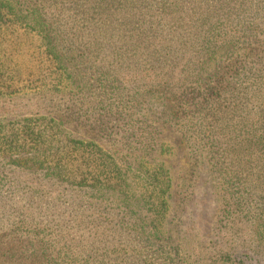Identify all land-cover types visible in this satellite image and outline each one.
<instances>
[{"label":"trees","instance_id":"trees-1","mask_svg":"<svg viewBox=\"0 0 264 264\" xmlns=\"http://www.w3.org/2000/svg\"><path fill=\"white\" fill-rule=\"evenodd\" d=\"M0 27L38 40L32 92L47 108L0 132V264H243L230 246L245 243L233 230L244 223L261 247L264 191L233 188L238 167L264 171V0H0ZM81 115L130 117L95 136L123 155L91 140L78 179L64 164L80 144L62 117ZM174 128L191 164L176 185L161 143ZM202 168L231 200L216 220L230 234L218 226L208 245L167 227L172 208L174 219L194 207ZM246 198L248 215L232 210Z\"/></svg>","mask_w":264,"mask_h":264},{"label":"rangeland","instance_id":"rangeland-1","mask_svg":"<svg viewBox=\"0 0 264 264\" xmlns=\"http://www.w3.org/2000/svg\"><path fill=\"white\" fill-rule=\"evenodd\" d=\"M1 30L3 34L0 35V132L4 128H10L11 124H17L23 119L34 120L43 116L45 117L47 111L45 101L34 96L32 92L34 90L36 76L43 67L38 40L29 34L20 35L19 32H16L14 35H11L10 32L4 31L5 29L2 27H0ZM226 31L228 30L226 29ZM230 55L238 54L233 52ZM13 85L16 86L15 89H13ZM10 86L12 87L7 89ZM52 117L56 116H51L49 119ZM128 117L130 116L127 115L123 118L122 115H87V117L82 116L73 121L62 117L63 131L78 142L81 149V153H78L73 160H68L64 165H67L68 169L73 170L76 177L80 179L78 174H84L87 166L94 162V158H92L94 148H92L91 140L97 142L99 148L105 155H111L112 149H115L122 156V148L114 147L103 140H98L96 137L100 138L99 134L102 133L107 135L115 133L118 129L125 130L127 126L125 120ZM118 119H120V122H118ZM132 119L135 121L141 120L147 126L151 125L159 129L161 127V121H165L166 117L164 115H132ZM171 131L163 132L161 143L172 147L173 155L171 157H169L170 155H166L162 160L170 168L173 185H176L180 180L184 182L185 179H188L186 172L191 164L187 154L183 150V145L180 144L176 128L174 130L171 129ZM150 164L152 166V160L148 163V165ZM206 168L208 169V167ZM206 168H202L200 172L201 178L199 182L203 181L205 184L200 192H196V203L194 207L186 215L183 214L179 218H175L173 215L174 219L172 218V212L174 211L172 208L167 223V227L173 228L175 235L179 237L185 235L194 239V234L197 233L196 236L200 237L199 242H201V245L204 241L208 242V245L211 241L216 240L213 230H216L220 226L216 225L219 208H221L222 200L225 203L229 198L223 179L216 178L213 175L210 176ZM243 170L242 167L237 168V184L241 186L233 188L234 192L236 194L240 193L243 189V184L246 183L253 193V183L255 182L263 193L264 171L262 173H253V170L248 172H243ZM91 171L92 169H89L88 172L90 173ZM16 181L18 182V180ZM254 194L260 196L261 192L258 190ZM9 197L7 193L5 200ZM229 201L231 200H228L226 205H229ZM241 201L243 202L239 206H236V208H232V210L238 213L240 211V213L248 215L249 212H247L245 207L247 204L249 205V200L246 198L245 200L241 199ZM250 204V211L252 212L253 204ZM220 227L221 229H219ZM220 227L218 229L221 232H224V234L228 233L229 228L222 229V225ZM233 230L243 236L242 239L245 241V243H238L236 241L232 244L233 246H230L232 250L234 248L233 253L236 255L235 258L241 257L237 259H241L243 264H264V255L261 256L264 254V243L260 244L261 247L259 249L256 248L257 244L255 242L258 243V241L255 240L256 232L253 231V225L250 226L244 223L235 226ZM195 246L198 247L197 245ZM217 248L218 246H213L211 251Z\"/></svg>","mask_w":264,"mask_h":264}]
</instances>
